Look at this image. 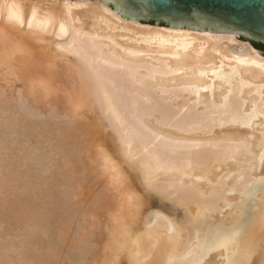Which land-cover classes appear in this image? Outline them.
<instances>
[{
    "label": "bare ground",
    "instance_id": "1",
    "mask_svg": "<svg viewBox=\"0 0 264 264\" xmlns=\"http://www.w3.org/2000/svg\"><path fill=\"white\" fill-rule=\"evenodd\" d=\"M33 1L26 12L25 0H0V70L17 62L19 51L11 41L15 34L30 50L28 55L37 56L17 62L24 70L14 65L21 87L0 102V140L6 142L0 156V195L9 197L7 202L1 196L6 201L0 199V222L6 213L25 229L18 243L4 239L6 231L0 235V264H58L70 256L64 247L59 254L55 240L56 231L65 232L72 209L77 211L79 199L73 205L66 201L76 177L67 168L68 175L57 169L65 182L59 185L43 162L64 153L62 161L69 166L78 155L73 154L81 151H91L88 160L99 162L103 172L113 171L109 182L117 198L110 200L118 206L107 212L101 250L90 242L94 235L80 234L82 252L77 249L80 256L66 260L68 264H264L261 52L234 34L131 22L100 0ZM11 67L13 75L16 68ZM96 140L105 148L111 142L114 162L109 150L90 149ZM35 181L50 183L46 195L35 188ZM11 194L16 200H10ZM101 196H88L92 203L86 208L98 209L100 199L108 197ZM163 200L173 210H166ZM12 202L16 210L10 208ZM38 228L55 236L38 239Z\"/></svg>",
    "mask_w": 264,
    "mask_h": 264
},
{
    "label": "rangeland",
    "instance_id": "2",
    "mask_svg": "<svg viewBox=\"0 0 264 264\" xmlns=\"http://www.w3.org/2000/svg\"><path fill=\"white\" fill-rule=\"evenodd\" d=\"M23 4V7L25 8V11L27 12L29 9H31V7H33V4H34V1L33 0H25V2H23L22 3ZM43 7H38L37 9H42ZM110 8V7H109ZM47 9V8H46ZM111 9V8H110ZM54 11V10H53ZM55 12V11H54ZM147 25H151V24H147ZM151 26H154V25H151ZM160 27V26H159ZM9 33V32H8ZM11 33V32H10ZM10 36H11V34H9ZM8 35V36H9ZM14 35V34H13ZM18 37H20L19 36V34H15L14 35V38L16 39V40H14L13 41V36H11L10 38L12 39H10L9 38V40H11L12 41V43H13V45H14V47L17 49L18 48V51L19 52H17L16 54H17V58H16V61L17 62H21V59L22 58H24L22 61H28V62H31L32 61V58H35V60H37V56L36 57H33V53H30L32 56H29L28 55V53H27V51L29 52L30 50L29 49H27V47H25V44H22V43H19L17 40H19L20 41V39H17ZM3 38H4V36H3V33L0 31V44H1V42H3L2 40H3ZM18 43V45H16ZM19 45H21V47L19 46ZM18 46V47H17ZM23 50V51H22ZM24 50H25V52H24ZM24 53V54H23ZM26 53H27V55H26ZM35 53V52H34ZM19 54H20V56H19ZM22 56V57H21ZM24 56V57H23ZM264 56V55H263ZM20 57V58H19ZM15 58V57H14ZM27 58V59H26ZM31 58V59H30ZM20 59V60H19ZM29 59V60H28ZM34 60V59H33ZM17 62H12V61H10L8 64H6V65H3L2 66V68H3V70L1 69L0 70V72H5L4 74L3 73H0V93H1V96H0V102H2V103H4L5 101H6V99H8V95L12 92H14V91H16L17 89H19L20 87H21V82H18V80L16 79L15 80V76L17 77V75H18V73H19V71L17 72V68H18V66L19 67H21V69H19V70H24L25 68H23V65H21V64H19V63H17ZM11 63V65H10V67H9V64ZM14 63V64H13ZM13 64V65H12ZM17 64H19L17 67H15ZM8 65V66H7ZM15 65V66H14ZM21 65V66H20ZM11 66H13L14 68H16V69H14L13 70V75L11 74V72H10V69L9 68H12ZM5 67H7L8 68V70H6L7 68H5ZM39 69L40 68H37V70H38V73H40V71H39ZM31 71H33L32 69H31ZM35 71V70H34ZM9 72V73H8ZM21 72V71H20ZM5 74H8L7 76H3V75H5ZM14 74H15V76H14ZM2 75V76H1ZM12 75V76H11ZM13 78V79H12ZM3 79L4 80H6V81H3ZM8 80V81H7ZM7 83V84H6ZM6 84V85H5ZM8 85V86H7ZM3 86H4V88H3ZM12 86V87H11ZM6 88V89H5ZM9 91V92H8ZM2 94L4 95V96H2ZM15 93H13V94H11V95H14ZM3 99H5L4 101H3ZM6 104V103H5ZM4 104V107H6V105ZM7 109H8V107H7ZM7 109H4L5 110V112L7 111H9L10 112V110H7ZM3 112V111H2ZM104 134V133H103ZM3 136V135H2ZM3 138H4V136H3ZM97 141V140H96ZM93 141L94 142V144H97L98 146H96V145H94V144H92V146H91V148L90 149H92L94 152H97L99 149H104L105 147V145L104 144H102V141ZM3 142V143H2ZM93 142H91V143H93ZM96 142V143H95ZM5 143V144H4ZM100 144V145H99ZM108 146H106V148L105 149H107V151H108V156H109V158L111 159V161L112 162H114L115 161V148H113L114 146L111 144V142L110 141H108ZM4 146H6V142H4V141H2V139L0 140V149L2 150V151H0L1 152V154H0V156H1V158L3 157V155H5V154H3V153H5V151L6 150H4L5 148H3ZM95 146V147H94ZM100 146L101 147H103V148H100ZM98 147V148H97ZM95 150H94V149ZM4 150V151H3ZM21 150H23L22 149V147H21ZM18 151V150H17ZM110 151H111V153H110ZM17 153V155L19 154L20 156H24V159H25V161L27 160V162H28V158H27V156L25 157V155H22V153H23V151H18V152H16ZM91 153V151L90 152H86V153H84L83 151H81V152H76V153H74L73 154V156L75 157L77 154V156L75 157V158H73V160L75 159V161H73L74 163L72 164L71 162V164L70 163H68V165L70 166H66L67 165V162H69V161H64V162H66V163H63V157L65 156L64 155V153L63 154H61L60 155V153H59V155L57 154V155H54L53 157H54V159H56L55 160V162H54V159H53V157H52V159L50 160V162H43V163H46V166H48V165H50L49 167H46V169H45V172L47 173V171H48V169H50V167H51V169H50V171H48V172H50V174L52 175V176H56L57 177V172H59L60 171V173H62L63 171V174H69V175H73L74 176V178H75V183L73 182V185H70V187H69V190H72V191H68V195H69V197H66V201H69L70 203H71V205H73L74 203H78L77 202V199H79V203H82V204H79L78 203V205L76 204L74 207H76V210L77 211H75L74 210V208L72 209V211H74L73 212V214H72V218H71V220H67V222L66 223H64V227L66 228L65 229V232H63L62 233V235L60 234V232L58 233L57 231H56V236H57V240H55L56 241V244L57 243H60V246H61V249H60V251H59V254H61V250H62V248H63V250H66L65 252H67L70 256L68 257L67 255H65V254H63V255H65V258H66V256L68 257V258H66L65 260L63 259L64 257H63V255H59V258L60 257H63V258H61L60 260H59V262H58V264L60 263V261H61V264H68V262L69 263H71V260H72V257H76V256H80V254H79V252H78V250L77 249H79V251L80 252H82V246H79V245H77V244H79V241H81V239H82V236L81 235H83V237L84 236H86L87 238H88V236H91V234H92V237H93V235H94V237H93V240H89L90 242H92L91 244L93 245V246H96L97 248H94V250L95 249H97V252L98 251H100L101 250V248H102V239H100V237L102 238V236H107V226H108V224H109V218H108V213L107 212H110V211H113L114 210V208H116L117 206H118V204L116 203V205H113V204H115V202L114 201H111L112 200V197H114V199L113 200H115V198H117V193H116V191L115 190H113V187H112V185L110 184V182H109V180H110V176H111V174H112V172L113 171H110V172H107V173H105V172H103L102 171V168L100 167V165H99V162H97V164H92V163H90V161L88 160L89 159V157H92V155L90 154ZM113 153H114V155H113ZM80 154V155H79ZM90 154V155H89ZM55 156L57 157H62V159L59 157V159H58V157L57 158H55ZM80 156V157H79ZM82 156V157H81ZM114 157V158H113ZM8 158V157H7ZM27 158V159H26ZM65 158V157H64ZM77 158V159H76ZM59 161H58V160ZM60 160L62 161V162H60ZM24 161V163L25 164H28L27 162H25ZM53 161V162H52ZM81 161H82V163H81ZM87 161V162H86ZM99 161V160H98ZM61 163V165H60V163ZM48 163V164H47ZM54 163V164H53ZM78 163H80V165H78ZM52 164H53V167H52ZM55 164H56V166H55ZM77 164V165H76ZM82 164V165H81ZM57 165H59V166H57ZM73 165V166H72ZM97 165H99V166H97ZM76 166V167H75ZM81 166H82V168H81ZM55 167V168H54ZM56 167H60V168H56ZM69 167V168H68ZM72 167V168H71ZM55 170H54V169ZM65 168H67L68 169V171H69V173H68V171H67V169H65ZM78 168H79V170H78ZM59 171H58V170ZM73 169H74V171H73ZM76 169V170H75ZM81 169V170H80ZM82 169H83V171H82ZM98 169V170H97ZM63 170V171H62ZM72 170V171H71ZM17 171V170H16ZM53 171H54V173H55V175H53ZM75 171H77L76 173H75ZM21 171H19V173H20ZM79 172H82V173H79ZM87 172V173H86ZM6 173H7V171H6ZM5 173V174H6ZM45 173V174H46ZM75 173V174H74ZM49 174V175H50ZM59 174V173H58ZM62 174V175H63ZM102 174V175H101ZM107 175V176H104V175ZM43 175V174H42ZM42 175H40L41 177H42ZM48 175V174H47ZM47 175H45L43 178H45ZM49 175L47 176V177H49ZM51 175H50V177H51ZM61 174H59L58 176H60ZM84 175H86L85 177H84ZM89 175V177H87ZM92 175V176H91ZM93 175H95V176H93ZM84 177V179H83V177ZM91 176V177H90ZM128 175L126 174V177H127ZM6 177V176H5ZM63 177V176H62ZM62 177H57L58 178V180H57V182H59L58 184L60 185V183H61V181H64V178H62ZM81 178V179H79V178ZM96 178V180H98V181H96L95 182V179L94 178ZM98 177V178H97ZM103 179L102 181H100L101 179ZM104 177H106V178H104ZM52 178H54V177H52ZM90 179V180H87V179ZM17 179H19V177H17ZM16 179V180H17ZM24 178H21L20 177V180H23ZM50 179V178H49ZM55 179V178H54ZM63 179V180H62ZM79 179V180H78ZM86 179V180H85ZM105 179V180H104ZM0 180H2V179H0ZM91 180H94V181H91ZM83 181H85V182H90L91 181V183H96V186L95 187H97L98 185H100V187L98 186L96 189H95V187L93 186V185H95V183L94 184H92V186H93V189L92 188H90V187H92V186H90L89 187V185H91V183H88L89 185H86L85 183H83ZM100 181V182H99ZM128 181H130L129 180V178H127V182ZM133 181V180H132ZM1 182V181H0ZM17 182V181H16ZM50 182V181H49ZM48 182V183H49ZM56 182V181H55ZM77 182V183H76ZM80 182V183H79ZM101 183L102 184V186H101V184H99V183ZM104 182V183H103ZM2 183H3V181H2ZM1 183V184H2ZM36 183V181L34 182V184ZM131 183L132 182H130V185H131ZM61 184H63V185H65V182H63V183H61ZM84 184V185H83ZM106 186H105V185ZM10 185V184H9ZM48 185H50V183L49 184H41V185H37V184H35V188H40V193H41V195H42V193H45V195H46V191L45 190H47L46 188H47V186ZM76 185V186H75ZM82 187H81V186ZM14 186V185H13ZM13 186L11 185V186H9L8 188H10V189H12L13 188ZM37 186V187H36ZM39 186V187H38ZM46 186V187H45ZM75 187V188H74ZM81 187V188H80ZM89 187L90 188V193L88 192V189L87 188ZM108 188V189H106V188ZM110 188L112 189L111 191H110ZM76 191H75V190ZM85 189V190H84ZM99 189V191L97 192V190ZM84 190V191H83ZM91 190H93V191H91ZM86 191V192H85ZM105 191V192H104ZM27 193H29L28 191H26ZM84 192H85V194H84ZM91 192H92V194H95V195H92L91 196ZM112 193L113 194V192L114 193H116V194H113V196H112V194L110 195V193L108 194H104V193ZM72 195H71V194ZM75 193V194H74ZM77 193H79L78 195H77ZM89 193V194H88ZM97 193H99V195H102L101 197H104V195L105 196H108V197H104V198H106L108 201H106V200H104L103 201V199L101 200L100 199V203L98 204L100 207H98V209H99V211L101 212L102 211V213H100L99 211H98V209H94V207L95 206H93V207H87L86 208V206H91V203H92V200H93V198L94 197H96V196H99ZM101 193H103V194H101ZM15 194V193H14ZM22 194H23V192H22ZM87 194V195H86ZM151 195H154V198H155V200H158L160 197L158 196V195H156V194H153V193H150ZM5 195L6 194H1L0 195V199L2 198L1 196H3L5 199H7L8 201L7 202H9V197L8 196H6L5 197ZM12 195V194H11ZM76 195V196H75ZM84 195H86V196H84ZM10 196V195H9ZM89 196V198H92V200L91 199H87V197ZM13 197V195L12 196H10V200H11V198ZM83 197H84V199H83ZM109 197H111V198H109ZM1 199L2 201L3 200H5V199ZM45 198H46V196H45ZM75 198H77V199H75ZM82 200H81V199ZM12 199H14V200H16V198H15V196L12 198ZM76 201H75V200ZM111 199V200H110ZM0 200V201H1ZM13 200V202H15ZM40 202L42 201V199L40 198V199H38ZM74 201V203H73V201ZM2 201H1V203H2ZM6 201V200H5ZM82 201V202H81ZM86 201H89V203L88 202H86ZM9 203L10 205L9 206H11L10 208L11 209H14V210H16V208H14L15 206H16V204L15 203ZM85 202V203H84ZM105 202V204H108V205H106L105 206V204H103ZM109 202H110V204H111V202H112V204L110 205L109 204ZM47 203V202H46ZM163 205H164V207H165V209L166 210H168V211H170L171 209L173 210V207H172V205H171V203L170 202H168V201H166V200H163L162 202H161ZM4 204H5V202H4ZM3 204V205H4ZM6 206L8 205L7 203L5 204ZM14 205V206H13ZM79 205H84V207L83 206H80V208H82V211L81 210H79ZM97 205V206H98ZM111 207H110V206ZM113 205V206H112ZM41 207H46L45 206V204L43 203V205L41 204L40 205ZM78 206V207H77ZM97 206H96V208H97ZM107 206H108V208H107ZM110 207V208H109ZM9 208V209H10ZM86 208V209H85ZM89 208V209H88ZM103 208V210H101ZM106 208V209H105ZM10 209V210H11ZM108 209V210H107ZM110 209V210H109ZM153 210H155L156 208H152ZM149 210L148 212H146V213H151V211H153V210ZM87 210V211H86ZM93 212H92V211ZM95 211V212H94ZM76 212H78V213H76ZM81 212V213H80ZM83 212V213H82ZM104 212V213H103ZM75 214V215H74ZM83 214V215H82ZM84 214L87 216V218L84 216ZM89 214V215H88ZM79 215V216H78ZM103 215V216H102ZM6 216H10L9 214H6L5 213V215L3 216V218L5 217V219L4 220H2L1 222H2V224H0V225H3V227L2 226H0L1 228H4V229H2L3 231L1 232V229H0V235L2 236L3 234H5V233H3V232H5L6 231V235H3L4 236V239H6V237H8L7 239L10 241V242H13V243H18V240L21 238V233H23L24 232V228L23 227H21L20 226V228H19V226H17V224H18V221H16V224H14V222H15V220L13 221L12 219H7L6 218ZM75 216H78V217H75ZM107 216V217H106ZM82 217V218H81ZM84 217V218H83ZM90 219H89V218ZM0 218H2L1 216H0ZM74 218H77V220H75ZM79 218V219H78ZM80 218H81V221H82V224H78V223H81V221H80ZM96 218V219H95ZM7 219V220H6ZM84 221H86V222H84L83 223V220ZM88 219V220H87ZM93 219V220H92ZM75 220V222H78L77 223V225L76 224H74V221ZM114 220H117V218H115ZM8 221V222H7ZM102 221V222H101ZM107 221V222H106ZM0 222V223H1ZM7 225H6V224ZM71 224V226H68V224ZM86 223H88L87 225H86ZM92 223V224H91ZM102 223V224H101ZM15 226H14V225ZM69 224V225H70ZM19 225V224H18ZM62 225V224H61ZM75 227H74V226ZM81 225V226H80ZM84 225H85V227H84ZM90 225V226H89ZM5 226L7 227V228H5ZM17 226V227H16ZM79 226L81 227V229H83L84 231L82 232L81 230H79ZM97 226V227H96ZM78 227V228H77ZM87 227H88V229H87ZM19 228V229H18ZM23 228V229H22ZM61 228V226H59L58 227V229H60ZM70 228V229H69ZM85 228V229H84ZM6 229V230H5ZM89 229H95L94 231L93 230H89ZM98 229V230H97ZM20 230V231H19ZM39 230L40 231H42L41 233H39ZM50 229H48V230H46V232H45V230H41V229H37V232H36V236L37 237H39L38 239H47V236H48V234L50 233V231H49ZM79 230V231H78ZM86 230V231H85ZM104 230V231H103ZM49 231V232H48ZM74 231H77V232H74ZM81 231V232H80ZM91 231V232H90ZM93 231V232H92ZM97 231V232H96ZM17 232L19 233V234H17ZM89 232H90V234H89ZM99 232H100V234H99ZM3 233V234H2ZM10 233V234H9ZM67 233H68V235H67ZM86 233V234H85ZM66 234V235H65ZM70 234H71V236H70ZM73 234H75V235H73ZM81 234V235H80ZM98 234V235H97ZM19 235H21V236H19ZM50 235H51V233H50ZM13 236V237H12ZM51 236H55V235H51ZM64 236H66V237H64ZM100 236V237H99ZM20 237V238H19ZM49 237V236H48ZM63 237V238H62ZM75 237V238H74ZM13 238V239H12ZM15 238V239H14ZM18 238V239H17ZM94 238H95V240L96 241H94ZM98 238V239H97ZM76 239V240H75ZM12 240H14V241H12ZM16 240V241H15ZM98 240H99V242H98ZM74 241V242H73ZM25 242V241H24ZM62 242H63V244H62ZM77 242V243H76ZM69 243V244H68ZM72 243V244H71ZM94 243L95 244H97V245H94ZM29 244V243H28ZM27 244V245H28ZM76 244V246L77 247H75L74 245ZM27 245H25V246H27ZM64 245V246H63ZM27 247H29V246H27ZM81 247V248H80ZM23 248V249H22ZM21 249L23 250V251H28V248H25L24 246L22 247ZM26 249V250H25ZM8 250H10V249H7V255L8 254H10V252L8 251ZM74 250V251H73ZM71 251V252H70ZM9 252V253H8ZM74 252V253H73ZM72 253V254H71ZM77 253V254H76ZM79 254V255H78ZM72 255V256H71ZM87 257V256H86ZM85 257V258H86ZM69 259V260H68ZM87 260L89 259V258H86ZM66 260H68V262L66 261ZM90 261V260H89ZM86 262V261H85ZM57 264V263H56ZM120 264H122V262L120 263Z\"/></svg>",
    "mask_w": 264,
    "mask_h": 264
},
{
    "label": "water",
    "instance_id": "3",
    "mask_svg": "<svg viewBox=\"0 0 264 264\" xmlns=\"http://www.w3.org/2000/svg\"><path fill=\"white\" fill-rule=\"evenodd\" d=\"M100 1L131 22L234 34L239 41L264 46V0Z\"/></svg>",
    "mask_w": 264,
    "mask_h": 264
},
{
    "label": "trees",
    "instance_id": "4",
    "mask_svg": "<svg viewBox=\"0 0 264 264\" xmlns=\"http://www.w3.org/2000/svg\"><path fill=\"white\" fill-rule=\"evenodd\" d=\"M255 49L259 50L260 52L263 53L264 55V46L260 45V44H254V43H250Z\"/></svg>",
    "mask_w": 264,
    "mask_h": 264
},
{
    "label": "snow or ice",
    "instance_id": "5",
    "mask_svg": "<svg viewBox=\"0 0 264 264\" xmlns=\"http://www.w3.org/2000/svg\"><path fill=\"white\" fill-rule=\"evenodd\" d=\"M12 19H16L17 22H19V18L18 17H10V20H12Z\"/></svg>",
    "mask_w": 264,
    "mask_h": 264
}]
</instances>
